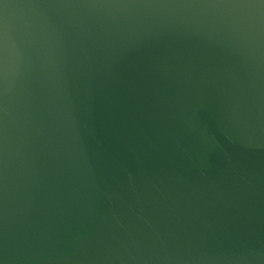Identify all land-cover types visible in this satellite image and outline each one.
<instances>
[{
    "label": "water",
    "instance_id": "obj_1",
    "mask_svg": "<svg viewBox=\"0 0 264 264\" xmlns=\"http://www.w3.org/2000/svg\"><path fill=\"white\" fill-rule=\"evenodd\" d=\"M0 264H264V0H0Z\"/></svg>",
    "mask_w": 264,
    "mask_h": 264
}]
</instances>
